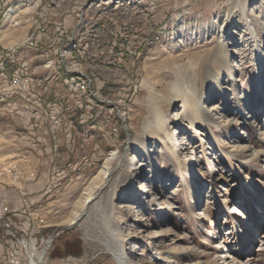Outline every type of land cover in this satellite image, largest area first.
I'll list each match as a JSON object with an SVG mask.
<instances>
[{
	"label": "rangeland",
	"instance_id": "1",
	"mask_svg": "<svg viewBox=\"0 0 264 264\" xmlns=\"http://www.w3.org/2000/svg\"><path fill=\"white\" fill-rule=\"evenodd\" d=\"M18 69L38 87L32 101L60 116L34 138L31 114L0 113L19 138L0 171L27 185L16 229L41 251L60 228L45 264H118V252L131 264H264L263 0H0V72ZM85 78L81 110L72 81ZM38 137L57 152L34 155ZM51 161L66 170L56 179ZM2 240L6 264L16 240Z\"/></svg>",
	"mask_w": 264,
	"mask_h": 264
},
{
	"label": "built area",
	"instance_id": "2",
	"mask_svg": "<svg viewBox=\"0 0 264 264\" xmlns=\"http://www.w3.org/2000/svg\"><path fill=\"white\" fill-rule=\"evenodd\" d=\"M61 32V30H60ZM36 39V37H35ZM31 41V42H30ZM34 38L33 40H26V44H34ZM61 52V51H60ZM1 81H5V88L4 89V97H0V113L3 111H12V120L16 119V117H19L20 119H28L27 115L28 113L32 116V121L35 125L33 126H25L27 130L29 131V134L32 135V137L35 138V129L34 128H41V123H48V125L51 126V134H53L54 127L58 128L60 126V116L57 114L55 116L51 115V112L49 110L47 111V108L45 109V101L37 100L36 102H33L32 100L38 97V93L36 92L35 88L33 87V83L28 80V74L18 69L14 71V78H6V75L2 78ZM93 82H88V86H73L74 89H83V88H90L92 89ZM87 102L82 101L79 98V104L81 106V110H84L88 108L87 105H85ZM41 115H43V119L40 120ZM24 124L25 121L23 120ZM38 126H37V125ZM40 124V125H39ZM28 138H31L30 136ZM34 141V139H33ZM38 146L40 147L39 149ZM31 150H34L38 156H42L43 154H46L47 151H54V153L57 152L58 149H56L55 144L51 149L45 148L44 140H42V137L37 138V143L31 145ZM52 164V172L50 174V177L52 179H56V175H62L64 172H66L65 169L59 170L57 169V165L55 161H51ZM15 167H9L8 169H4V172L0 171V231L4 233V236L0 238V250L2 239L4 237H8L10 240L15 239L16 244L12 243V247L10 250V253L7 257V263L6 264H18L19 260H25L26 257L23 254V249H25V246L28 245L29 249L32 247L33 253L36 252V256L41 255V253L44 256V263L46 260L47 251L51 248L54 240L60 235V228L54 229L52 234L49 236L47 241H43V238L41 239V243H44L45 246L41 251H37L39 249V240H33L32 242L28 243V240L21 235L19 230L16 229L14 222L10 215L14 212L12 209V200L10 197L4 195V190H6L5 187H13L16 189V193L18 195V199L23 198L25 195L24 189H26V186L24 183H20V174L22 172L17 173L15 170ZM70 169V168H69ZM31 168H29V171ZM60 173V174H59ZM5 175L9 178V183L5 182ZM34 180V179H31ZM58 180V179H57ZM60 181V179L58 180ZM24 205L26 208H28L27 200H24ZM29 210H27L28 212ZM26 212V210H25ZM30 215V214H29ZM40 224L43 223V220L39 221ZM39 228L42 227L41 225H38ZM27 235V234H26ZM29 257V262H30Z\"/></svg>",
	"mask_w": 264,
	"mask_h": 264
},
{
	"label": "crops",
	"instance_id": "3",
	"mask_svg": "<svg viewBox=\"0 0 264 264\" xmlns=\"http://www.w3.org/2000/svg\"><path fill=\"white\" fill-rule=\"evenodd\" d=\"M1 80L2 79H0V86H2V84H3V81H1ZM16 128H17V125H15V123L13 121L11 122L9 120V123H6L4 121L0 122V139H1L0 140V150L5 148L9 152L11 147L16 146L15 143L17 142V140H19ZM70 137L71 136H67L65 143H63V146H65V153H63V157L66 158L68 163L63 165L62 168H65V167L70 168V169L72 167L75 168L76 166H74L73 164L76 163L75 161H77V159H80V158H78L77 148L75 147V144L74 143H72V145L70 144L71 143ZM2 144H5V146L2 147ZM26 153H28V152H26ZM9 154H11V152H9ZM8 156H12V155H8ZM30 158H32V161L35 164L34 169H32V167H30V168L33 170L34 173L40 172L44 166L43 164H45V163L41 162L40 159H37L36 156H34V155L32 156V154H31ZM36 186L37 185H31V187H34V188ZM7 192L9 194L10 198L12 199V201H14V195H16V191L15 190H9Z\"/></svg>",
	"mask_w": 264,
	"mask_h": 264
},
{
	"label": "bare ground",
	"instance_id": "4",
	"mask_svg": "<svg viewBox=\"0 0 264 264\" xmlns=\"http://www.w3.org/2000/svg\"><path fill=\"white\" fill-rule=\"evenodd\" d=\"M263 4H264V0H263ZM5 72H0V78L2 79L4 76H5ZM8 78V77H6ZM9 78H14V73L11 74V76ZM28 80H30V82L33 83V79L28 75ZM80 81H76V79H74L72 81V83L75 85V86H88V82H91L90 79L88 78H85V79H78ZM34 86V85H33ZM2 88H5V81H3V84L1 86ZM3 92L4 93V89H0V93ZM75 96L77 97V99L79 100H83L84 97H89L90 96V88H83V89H76L75 91ZM186 105V104H185ZM183 114H179L178 117L174 118L175 120L177 121H181V117H182ZM174 124L175 125H179V123H176L174 121ZM115 156H116V153L113 152L111 153L107 160L104 162V165H103V168H104V172H103V180L101 182V185L99 186L98 188V191L99 189H102L105 184L108 182V178L110 177V172H111V163L112 161L115 159ZM96 195L95 194H91L88 196V198L85 200V205L87 203H90L93 199V197H95ZM86 207V206H85ZM85 211V210H84ZM84 213V212H83ZM75 223V222H74ZM73 223V224H74ZM68 228V227H67ZM31 251V255H30V262L29 264H45L44 263V256L43 254L41 253V255L39 256H34V253H33V249L32 247L29 249ZM116 256V260L118 262V264H131L129 261H127L126 257L122 254V253H116L115 254Z\"/></svg>",
	"mask_w": 264,
	"mask_h": 264
},
{
	"label": "water",
	"instance_id": "5",
	"mask_svg": "<svg viewBox=\"0 0 264 264\" xmlns=\"http://www.w3.org/2000/svg\"><path fill=\"white\" fill-rule=\"evenodd\" d=\"M66 229H67V227H66Z\"/></svg>",
	"mask_w": 264,
	"mask_h": 264
}]
</instances>
